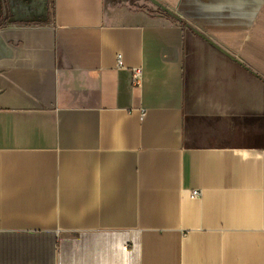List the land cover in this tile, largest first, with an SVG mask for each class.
I'll list each match as a JSON object with an SVG mask.
<instances>
[{"label": "crops", "instance_id": "obj_1", "mask_svg": "<svg viewBox=\"0 0 264 264\" xmlns=\"http://www.w3.org/2000/svg\"><path fill=\"white\" fill-rule=\"evenodd\" d=\"M156 1L1 0L0 264H264V0Z\"/></svg>", "mask_w": 264, "mask_h": 264}, {"label": "rangeland", "instance_id": "obj_2", "mask_svg": "<svg viewBox=\"0 0 264 264\" xmlns=\"http://www.w3.org/2000/svg\"><path fill=\"white\" fill-rule=\"evenodd\" d=\"M4 2L10 15L15 18L20 20L33 18L37 21L44 17L51 4V0H4Z\"/></svg>", "mask_w": 264, "mask_h": 264}, {"label": "built area", "instance_id": "obj_3", "mask_svg": "<svg viewBox=\"0 0 264 264\" xmlns=\"http://www.w3.org/2000/svg\"><path fill=\"white\" fill-rule=\"evenodd\" d=\"M118 60H119V58H118ZM121 65V63L120 62H118V66H120ZM140 70L139 69H133L132 70V84L133 85H137V83H138V77L140 76ZM200 191L199 190H193V191H191L190 192V197L191 198H198L199 196H200Z\"/></svg>", "mask_w": 264, "mask_h": 264}, {"label": "water", "instance_id": "obj_4", "mask_svg": "<svg viewBox=\"0 0 264 264\" xmlns=\"http://www.w3.org/2000/svg\"><path fill=\"white\" fill-rule=\"evenodd\" d=\"M152 4H154L155 6L159 7L160 9H162L163 11H165L166 13L171 14V12L165 7L163 6L162 4H160L158 1L156 0H149ZM1 2V0H0ZM2 14V9H1V6H0V15Z\"/></svg>", "mask_w": 264, "mask_h": 264}]
</instances>
